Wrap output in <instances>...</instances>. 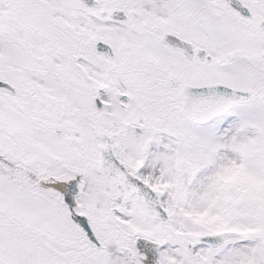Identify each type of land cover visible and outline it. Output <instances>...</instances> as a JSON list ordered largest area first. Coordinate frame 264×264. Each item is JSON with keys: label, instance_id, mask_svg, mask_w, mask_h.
<instances>
[{"label": "snow or ice", "instance_id": "obj_1", "mask_svg": "<svg viewBox=\"0 0 264 264\" xmlns=\"http://www.w3.org/2000/svg\"><path fill=\"white\" fill-rule=\"evenodd\" d=\"M0 264H264V0H0Z\"/></svg>", "mask_w": 264, "mask_h": 264}]
</instances>
